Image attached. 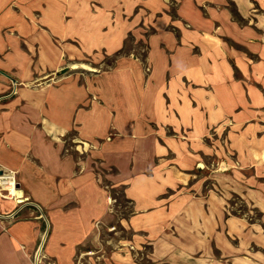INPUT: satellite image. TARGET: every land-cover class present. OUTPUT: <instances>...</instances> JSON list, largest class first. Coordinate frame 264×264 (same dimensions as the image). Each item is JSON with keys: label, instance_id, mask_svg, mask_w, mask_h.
Masks as SVG:
<instances>
[{"label": "crops", "instance_id": "0c3cea01", "mask_svg": "<svg viewBox=\"0 0 264 264\" xmlns=\"http://www.w3.org/2000/svg\"><path fill=\"white\" fill-rule=\"evenodd\" d=\"M99 52L114 66L72 67ZM211 130L241 167L208 162L225 156ZM68 142L98 149L81 163ZM97 158L129 203L108 252L83 248L110 216ZM0 169L17 183L0 264H32L39 243L42 264H139L144 246L148 264H264V0H0ZM233 194L259 218L229 211Z\"/></svg>", "mask_w": 264, "mask_h": 264}, {"label": "rangeland", "instance_id": "374dc122", "mask_svg": "<svg viewBox=\"0 0 264 264\" xmlns=\"http://www.w3.org/2000/svg\"><path fill=\"white\" fill-rule=\"evenodd\" d=\"M128 50L131 52L133 56L138 58L143 62L145 59V53H146V47L144 43H135L133 41H128ZM96 59H100L101 63H98ZM93 57H89L83 61L82 64L78 65V68L75 69L77 72L80 73H86L87 71H97L101 70L103 68H109L110 66H114V56H107L103 53H97V55ZM144 63V62H143ZM85 65V66H84ZM144 69L145 71L149 70L148 65L144 63ZM148 69V70H147ZM95 98V97H94ZM218 133V132H217ZM217 137L219 139L218 145L221 149H223V152L225 156L222 159H218V157H213L208 159V162L212 165H215L218 171H224L226 172L228 169H230L231 166L228 165V161H232L231 164L232 167H241V160L239 161L236 158V152L234 149H227L229 145L226 143L225 139V130L216 134L215 130H211V134L209 135V139ZM67 148L75 153V156L79 159V161L82 163L84 161V158L86 157V154L89 150H95L98 149V144H82V143H75L72 144L71 142L66 143ZM92 165L95 166L96 171V178L98 184L105 190L108 198V208L107 211L109 213V218L105 223L100 222L99 226V236L97 239V242L94 243V245L86 244L83 248H87L90 250H97L100 249V252H108L110 249H116L118 247L119 241L122 238H129L130 232L129 230L125 229L122 225H120L119 217L126 216V214L129 212V203L125 199L122 193V188L120 186H113V184L109 180V174L114 171L113 168H107L102 166L101 161L97 158L95 163L92 162ZM82 170V165H81ZM253 168H250V170L246 169V172L249 173L252 171ZM249 171V172H248ZM16 183V180H15ZM207 185L211 186V180H207ZM17 188V183H16ZM16 189H14L13 195H15ZM12 195V194H11ZM228 210L237 214L244 216L245 218H248L250 220H256L259 218L258 211H255L253 208H251L248 204H245L242 202L241 198L238 195H231L229 198V204L227 206ZM122 245V244H121ZM133 246L130 243H125L124 247L129 249V246ZM120 247V246H119ZM118 247V248H119ZM130 252H135V247L133 246V250H130ZM149 246L141 247L138 254H134L133 258L138 261L139 264H148V254ZM77 262L81 259V262L83 264H88L87 261L89 260L88 255L80 256L77 258ZM80 263V264H82Z\"/></svg>", "mask_w": 264, "mask_h": 264}, {"label": "built area", "instance_id": "2783aa9c", "mask_svg": "<svg viewBox=\"0 0 264 264\" xmlns=\"http://www.w3.org/2000/svg\"><path fill=\"white\" fill-rule=\"evenodd\" d=\"M148 70V69H147ZM1 170V169H0ZM2 174L0 175V193H5L6 195H10V191L8 189V185L12 184L13 187L16 189V183H15V176L14 173L12 171H2ZM33 205L35 206V208L38 211H41V208L38 204L33 203ZM100 226V222L96 223V227ZM130 250H133V246H129ZM45 259V256L42 253V243H39L33 253L32 256V264H42L43 260Z\"/></svg>", "mask_w": 264, "mask_h": 264}, {"label": "bare ground", "instance_id": "6f19581e", "mask_svg": "<svg viewBox=\"0 0 264 264\" xmlns=\"http://www.w3.org/2000/svg\"><path fill=\"white\" fill-rule=\"evenodd\" d=\"M85 66V65H84ZM73 68H76V67H78V65H73L72 66ZM8 187V189H9V191H10V194H12L13 195V193H14V187H13V185L12 184H10V185H8L7 186Z\"/></svg>", "mask_w": 264, "mask_h": 264}, {"label": "water", "instance_id": "95a60500", "mask_svg": "<svg viewBox=\"0 0 264 264\" xmlns=\"http://www.w3.org/2000/svg\"><path fill=\"white\" fill-rule=\"evenodd\" d=\"M2 174L1 170H0V175Z\"/></svg>", "mask_w": 264, "mask_h": 264}]
</instances>
